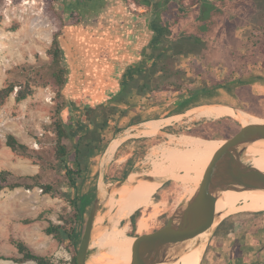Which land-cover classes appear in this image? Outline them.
<instances>
[{
    "label": "rangeland",
    "instance_id": "obj_1",
    "mask_svg": "<svg viewBox=\"0 0 264 264\" xmlns=\"http://www.w3.org/2000/svg\"><path fill=\"white\" fill-rule=\"evenodd\" d=\"M113 1L1 0L0 12L3 18L0 22V87L7 86L12 82L20 84L30 81L35 89L32 95L21 101L16 99V93L14 92L6 103L0 106V171H10L13 174L9 176L11 181L18 180L19 177L38 173L42 176V182L62 183L64 181V173L54 168L56 164L54 122L58 118L59 105L63 101L69 102L68 89L64 88V86L58 88L53 82L43 84L31 80L30 72L32 69L34 70L51 60L50 50L54 40L57 39L59 41L63 28L77 24L70 22L68 14L77 12L81 15L89 16L91 13L105 8L106 5H111ZM183 1L187 5H192L197 0ZM262 1L264 0L256 1L255 11L243 19L234 32L230 31L227 37L226 52L217 58V60L222 59L221 63L219 62V64L214 66L212 63L206 62V60H202L197 54L179 55L172 59L175 68L179 69L181 75L189 82L191 78H202L197 75V72L202 68L209 70L211 68L215 70L219 68L222 70L221 76L223 77L244 55L251 54L254 57H250L251 61H249V64L251 66L256 65L257 61L255 62V59L260 64V60L264 57V54L261 53L264 46V8ZM132 2L133 0H127L128 7L132 12L144 14L146 9L147 12H151L152 7L145 5L143 11H133L130 6ZM93 20L97 22L91 17H86L83 22L87 23L88 28L93 29L96 27L94 23H91ZM64 64L68 69L65 54ZM159 75L160 73L156 76ZM18 88L19 86L16 87V90ZM65 94L67 95L64 96ZM177 96L175 92L170 90H154L149 91L144 96L135 94L129 99L131 106L128 114L116 119L117 121H111L108 126L106 133L108 143L105 150L102 153H96L91 158V170L84 173L85 180L80 185V195L88 192L93 187L95 188V196L101 195L99 187L103 177L105 178L106 187H108L111 182L122 180L128 175L118 177L123 170L120 167L122 165L118 163L106 166V168H103L102 164L105 154L110 150L112 139L129 129H131L129 138L125 142L126 145L121 148V151L128 152L126 156L128 159H134L128 173L135 172L136 178L139 179L150 175L153 166L147 158L160 149V143L169 140L168 133L176 135L186 134L187 130L193 128V122L189 124L179 123L178 125L176 123V125L172 126V132L163 133L146 140L131 137L142 133L143 126L141 124H128L133 118L138 116L144 118L152 115H167L170 113L169 110L172 105L175 104ZM119 106L129 107L125 104H120ZM61 114L66 121H69L71 115L67 107L61 110ZM72 114L73 134L76 137V135L86 130V125L78 123V113L75 115L73 112ZM175 120L173 119V122ZM235 121L240 125V120ZM116 126L123 127L117 134L114 133ZM9 134H14L21 142L27 144L32 149V155L26 156L13 151L7 145ZM189 136L195 138L193 135ZM245 158L248 159V155ZM182 173L184 172L182 171ZM182 173L180 177H183ZM189 175L193 174L190 173ZM180 177L176 175L162 177V179L164 178V183L157 190V192L159 190L160 192L158 194L156 192L157 195L156 197L154 195L150 207L142 209V215H150L149 228L145 232L143 230L142 233L150 232L163 226L176 207L193 192L195 184L187 182V180ZM62 186L63 190L68 191L70 189L66 184ZM118 191L120 190L117 189L112 194L118 193ZM93 194L92 192L91 195L93 196ZM102 198L104 202L95 222L93 238L99 235L100 229L103 230L110 227L111 220L115 214L104 218V213L110 214V206L113 201L116 202L115 207L119 206L118 197L110 200L106 193ZM93 202L88 205L84 214V229ZM70 210V202L65 196L58 193L56 195L46 194L41 186H34L33 188L22 186L15 189L4 188L0 190V255L20 256L13 242L14 240H22L36 253L48 256L58 264H69L72 258L71 251L53 235L47 234L45 228L51 221L60 222V216ZM237 214L241 213L233 215ZM130 217L128 216L127 219L122 220V224L119 225L122 228L125 227V229L127 227L126 230L129 234L133 232ZM137 229V235L142 234ZM82 235L79 238V242ZM221 242L222 238L211 239L201 264H232V262L230 263L229 255L217 252ZM104 254H108L105 248L97 249L91 247V262L93 264H105L106 258L102 257ZM0 262L1 264H32L31 262L19 263L9 259H0ZM243 262L242 264H244ZM235 264L240 263L236 261ZM255 264H264V261Z\"/></svg>",
    "mask_w": 264,
    "mask_h": 264
},
{
    "label": "trees",
    "instance_id": "obj_2",
    "mask_svg": "<svg viewBox=\"0 0 264 264\" xmlns=\"http://www.w3.org/2000/svg\"><path fill=\"white\" fill-rule=\"evenodd\" d=\"M134 1L141 5L153 6L154 28L156 30L153 53L157 60L151 68H145L142 65L129 73L120 83V89L107 101L96 105L82 104V100L78 98L74 102L63 101L59 105L58 118L54 122L56 134V164L54 168L64 173V181L62 183L42 182V176L39 173L11 181L9 176L13 174L10 171H0V190L4 188L15 189L22 186L26 188L41 186L44 193L62 194L70 202L71 210L60 216V222L51 221L45 228L47 234L53 235L69 248L72 253L69 264H77L76 253L80 243L79 238L84 231V214L95 197L94 187L83 195L79 194L80 185L85 180L84 173L91 170V158L96 153H102L105 150L108 143L106 133L110 122L117 121L116 119L128 114L131 106L129 99L135 94L144 96L149 91L154 90L173 92L186 90L192 94V97L235 83L243 76L264 67V57L260 60V64L255 59L256 65L251 66L249 64L250 57H254L248 54L241 56L240 61L230 68L223 77H217L214 69H200L197 75L204 80L198 83L196 78H191L188 82L181 75L180 70L175 68L172 61L173 58L181 54H197L202 60H206L214 66L219 62L221 63L222 59L217 60V58L226 52L227 37L230 31L234 32L239 23L255 11V2L259 0H197L192 5L185 4L183 0ZM262 5L264 8V1H262ZM2 18L0 12V22ZM50 53L51 60L34 70L32 69L30 78L43 84L53 82L60 88L65 86L68 69L64 64L63 49L57 39L54 40ZM261 53L264 54V46ZM157 73L160 75L156 76ZM17 86L19 88L16 90ZM34 91L30 81L20 84L12 82L7 86L0 87V106L4 105L14 92L16 99L21 101L32 95ZM88 104L89 106H87ZM120 104L129 107H121ZM66 107L71 115L69 121H66L61 114V110ZM171 108L170 113L178 110L176 104H173ZM242 109L260 115L253 108L242 107ZM73 112L75 115L76 113L79 114L78 123L86 125V130L76 137L73 134ZM144 118L141 116L133 118L128 125L137 124ZM240 128L241 126L236 123L235 119L226 116L204 122L185 133L209 139L230 138ZM122 129V126H116L114 133L117 134ZM166 130L172 132V127H167ZM7 145L22 155H32V149L14 134L8 135ZM133 161L134 159L131 158L126 162L118 177H124L128 174ZM63 184H66L70 189L68 191L63 190ZM92 192L94 193L93 196L91 195ZM244 214L246 213L232 215L221 222L213 239L224 238L228 234L237 233L245 223ZM141 215L142 209H138L130 217V223L133 227V232L130 234L134 236H137L136 229ZM13 243L20 256L0 255V259H9L19 263L58 264L52 258L36 253L25 241L14 240Z\"/></svg>",
    "mask_w": 264,
    "mask_h": 264
},
{
    "label": "water",
    "instance_id": "obj_3",
    "mask_svg": "<svg viewBox=\"0 0 264 264\" xmlns=\"http://www.w3.org/2000/svg\"><path fill=\"white\" fill-rule=\"evenodd\" d=\"M72 28H74L73 25L64 27L59 36V42L68 63L70 80L74 75L73 46L79 47L77 54L85 62L86 75L95 78L89 88L76 97L92 105L107 101L120 89V83L111 84L105 79L104 74L100 72V59L101 56L104 58L106 55H112L116 42L110 37L108 31L96 25L93 29L88 27L82 29L76 44L70 40ZM67 86L65 85L64 88ZM233 117L238 120L235 116ZM179 118L180 116L175 118L174 122L163 125V128L173 126ZM239 123L241 128L232 137L222 138L223 142L215 151L201 180L195 184L188 198L176 207L168 221L160 228L136 236L139 242L129 264H173L190 249L196 247L201 249L199 262L201 264L206 248L225 218L235 213L264 211L237 209L222 218V213L216 210L217 202L226 190L264 192V170L244 162L248 147L259 141L264 142V122H251L246 125L240 121ZM131 173L122 180L111 182L110 186L105 187L104 194L100 191L101 195L95 196L77 249V264H93L90 260V249L95 222L104 202L102 196L107 193L110 198L115 190H120L127 185ZM162 177L165 176L149 175L141 179L136 178L134 183L150 181L162 184L164 183ZM203 232H205L204 236L200 237L199 235Z\"/></svg>",
    "mask_w": 264,
    "mask_h": 264
},
{
    "label": "bare ground",
    "instance_id": "obj_4",
    "mask_svg": "<svg viewBox=\"0 0 264 264\" xmlns=\"http://www.w3.org/2000/svg\"><path fill=\"white\" fill-rule=\"evenodd\" d=\"M226 115L235 116L244 125L251 122H264V118L252 115L249 112L235 110L225 104H213L198 108L197 113L190 117L185 124L194 121L221 118ZM177 117L171 116L145 121L141 123V126H143L142 134L152 136L161 126L171 123ZM130 130H126L124 133L112 139L110 150L105 154L103 159V168L115 162H121L126 158L128 152H123L120 148L121 144L129 137ZM168 136L169 140L160 143V149L147 158L153 166L150 175H176L180 177L183 171L184 173H182L183 177H180L181 179L194 184L199 183L205 169L213 158L215 151L223 142V139H206L199 136L191 138L189 134L176 135L172 133L168 134ZM247 155L248 159H244V162L264 170V142L259 141L250 145L247 149ZM190 173L193 175H189ZM135 179L136 173L133 172L129 176L128 184L123 186L118 193L111 195L110 200L118 197L119 206L115 207L116 202L113 201L110 206V214L108 215L105 212L104 218L111 214H115V216L111 220L110 227L103 230L100 229L99 235L92 239L91 247L97 249L105 248L107 250L108 254L102 255L107 260L105 264H129L131 262L139 239L127 233V227L125 229V227L122 228L119 225L122 224V220L127 219L136 210L150 207L154 195L161 186V183L150 181H138L135 184ZM105 187L106 184L103 177L100 183V191L102 194L105 193ZM192 190L190 189V191ZM237 209L251 211L264 210V192L244 190L224 191L216 205V210L222 213L221 217L225 218L229 212ZM149 217L150 215L140 216L137 229L139 233H142L143 230L145 232L149 228ZM204 233H201L199 236L203 237ZM200 256L201 249L198 247L192 248L173 264H199Z\"/></svg>",
    "mask_w": 264,
    "mask_h": 264
},
{
    "label": "crops",
    "instance_id": "obj_5",
    "mask_svg": "<svg viewBox=\"0 0 264 264\" xmlns=\"http://www.w3.org/2000/svg\"><path fill=\"white\" fill-rule=\"evenodd\" d=\"M122 14H120V19L118 20V23H120V29L124 28L126 30L127 26L125 27L124 21L125 17L127 16L124 14L123 11H121ZM122 15H124L122 17ZM85 19V18H84ZM105 19V18H104ZM97 22H91L94 23V25H99V27H102L104 31H108L106 29L107 22L103 19H97ZM97 23V24H96ZM91 25V24H90ZM74 28L70 30V40H73L72 42H75L76 44L79 41V37L81 35L82 29H86L87 23L77 22V24H73ZM125 30H119V31H125ZM108 33L111 35L110 37L113 39L114 35H112L109 31ZM125 33V32H124ZM122 33V35H115L114 41L117 44V39L121 38L122 42L124 40L128 39L125 34ZM117 37V38H116ZM130 37V36H129ZM74 48V53L77 56H80L77 54V51H79V47ZM81 57V56H80ZM214 68H211L213 70ZM215 70V69H214ZM221 71L219 68H216L214 71L215 75L217 77L221 76ZM203 78L197 79L198 83L203 82ZM178 96L175 101L176 108L178 110L176 112L168 113L167 115H152L150 117H145L141 122L137 124H141L145 121L152 120L155 118H166L171 116H180V118L173 124L177 125L179 123H186V121L194 116L197 113L198 108L213 104H225L226 106H229L235 110H243L246 111L243 108H253L257 112H259L260 115H255L261 118H264V67H261L258 70H255L245 76H243L242 79L236 80L235 83H232L230 85L218 87L215 90H212L207 93H202L198 95H194L191 97L192 94H190L188 91L184 90L176 91L175 92ZM239 108V109H238ZM241 108V109H240ZM172 108H170L169 111H171ZM247 112V111H246ZM227 117H233V115H226ZM224 116V117H226ZM263 116V117H262ZM218 118L213 119H207L203 121H194L192 124V127L199 126L200 124L214 120ZM135 125V124H133ZM164 126H161L157 132L152 136H146L144 134H140L136 136V138H142L144 140L149 139L151 137H157L163 133H167L166 130L167 127L163 128ZM172 127V126H170ZM169 134V133H168ZM133 139V138H131ZM126 140L121 144V148L123 145H126ZM120 148V149H121ZM127 160H129L127 157L122 160L121 162H118L119 165H122V169H124V165L126 164ZM117 164V162L113 163L112 165ZM245 218V223L241 226L240 230L237 233L234 234H228L224 238H222L221 244L217 248V252H220L225 255L230 256V263L235 264L236 261H239L240 264L242 262L245 264H255L264 261V211L262 212H243ZM242 214V213H241ZM219 239V238H217Z\"/></svg>",
    "mask_w": 264,
    "mask_h": 264
},
{
    "label": "flooded vegetation",
    "instance_id": "obj_6",
    "mask_svg": "<svg viewBox=\"0 0 264 264\" xmlns=\"http://www.w3.org/2000/svg\"><path fill=\"white\" fill-rule=\"evenodd\" d=\"M150 6L153 8L152 5ZM152 8L150 13L147 12V9L144 14L134 13L129 9L127 0H114L111 5H106L105 8H102L98 12H93L89 16H84L77 12L68 14L71 23L80 22L86 17H91L95 20L101 18L107 22L106 29L114 37L115 35H122L124 32L125 36H128V39L124 40V42H122L121 38L117 39V44L112 55H106L104 58L101 56L100 72L104 74L105 79L111 82V84L123 82L124 78L139 66L144 65L145 68H151L154 62H156L157 59L153 53V41L156 30L154 28V11ZM121 11L127 15L124 18L125 27L127 26L126 30L124 28L120 29V23H118L120 14H122ZM74 52V48H72L74 75L72 80H70V75L67 73L65 83L66 86L70 84L67 86L69 102L76 101L78 99L76 96L83 94L89 88L90 83L95 80L94 77L86 75L84 60ZM84 103L85 101L82 100V104Z\"/></svg>",
    "mask_w": 264,
    "mask_h": 264
},
{
    "label": "built area",
    "instance_id": "obj_7",
    "mask_svg": "<svg viewBox=\"0 0 264 264\" xmlns=\"http://www.w3.org/2000/svg\"><path fill=\"white\" fill-rule=\"evenodd\" d=\"M131 9L133 11H143L144 5L138 4L136 1L133 0V2L130 4Z\"/></svg>",
    "mask_w": 264,
    "mask_h": 264
}]
</instances>
